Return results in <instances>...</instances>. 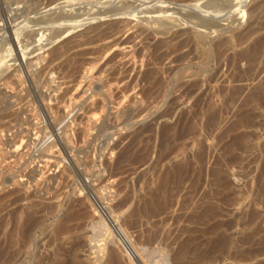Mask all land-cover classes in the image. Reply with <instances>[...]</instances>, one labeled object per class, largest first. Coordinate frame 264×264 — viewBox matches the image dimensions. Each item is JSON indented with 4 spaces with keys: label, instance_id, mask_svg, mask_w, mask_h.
<instances>
[{
    "label": "rangeland",
    "instance_id": "1",
    "mask_svg": "<svg viewBox=\"0 0 264 264\" xmlns=\"http://www.w3.org/2000/svg\"><path fill=\"white\" fill-rule=\"evenodd\" d=\"M99 1L0 0V55L6 56L0 62V91L11 96L7 110L4 111L5 105L0 104V140L4 142H0V196L14 202L1 214L7 217L8 228L14 214L38 220L28 252L17 255L15 264L47 262L61 242V237L51 242L54 227L71 211L76 213L81 208H85L87 216L69 222L74 227L72 232L76 233L67 234L68 238L62 236V250L67 251L72 243L79 242V257L85 264H107L111 255L119 264H264V105L247 101L256 84L264 82V69L261 68L254 80H249L246 61L237 65L229 63V57L248 44L261 38L264 41V28H259L264 23V0H250L245 13L236 12L237 15L225 7L226 1L199 0V3L213 6V11L217 8L214 16H203L199 8L190 5L197 0H177L178 4L170 0L176 15L165 22L167 28H172L167 35L153 31L158 32L159 26L147 28L138 19H131L121 32L80 46L65 42L73 37H84L89 26L75 28L68 37L61 34V39L49 45L46 44L49 40L43 37L46 45L42 50H38L40 46H36L33 38L20 37L26 41L13 40L3 45L2 41L9 36L8 30L13 29L11 26L15 22L31 18L44 24L61 12L75 15L112 4L107 2L102 6L106 0ZM133 1L116 0L113 4L120 7ZM58 2H68L70 6L59 4L49 10ZM193 11L200 12L203 18L190 17ZM113 18L112 22L121 20L120 16ZM206 20L215 21V32L208 33L199 25ZM185 30L192 38L188 46L168 53L159 62L151 59L147 62L152 48L145 50V44L153 45L160 39L170 38L172 32ZM141 31L142 34L138 33ZM241 33L246 37L245 42L237 41ZM206 34L205 42L199 43V36ZM222 40L229 41L230 45L223 58L215 54L205 59L199 57V51L212 50ZM21 44L27 46L25 55ZM57 47L61 49H55ZM136 51L140 54L134 56ZM75 53H82L86 63L80 74L75 75L76 81L71 82L62 70L67 59ZM180 55L184 59L174 61ZM263 57L264 52L261 55L264 61ZM141 60L151 65L140 67ZM131 66L137 68L131 71ZM261 66L264 68V63ZM149 67L161 71L164 101L153 102L136 91L117 94L119 80L127 76L125 71L133 74ZM16 71H19L17 75H22L21 83L11 78ZM101 74H107L103 81L109 82L111 94L115 96L106 104L102 95L95 97L96 102L91 101L90 91L83 93L88 87L87 79H92L93 86L99 85ZM108 76H113V83ZM6 77L16 83L7 86ZM34 78L38 79V84ZM81 78L83 82L77 84ZM193 83L197 85L189 91ZM115 87L118 89L114 90ZM230 90L234 91L233 95ZM63 93L65 96L61 98ZM124 95L128 99L122 102ZM7 112L8 116L4 114ZM242 115L249 118L248 122H240ZM187 125L193 127L189 135L184 133ZM167 128L179 131L180 136L174 137L176 141L170 143L164 138ZM136 137L145 144L147 152L141 160L139 157L123 161L120 157L124 149ZM178 166L185 168L188 179L179 189L172 182L173 186L169 184L162 190L159 187L161 175ZM214 172L224 178L225 185H212L215 184ZM168 195H172L173 201L166 205ZM97 201L105 206L104 209L98 207ZM206 207L213 209V215L200 220L198 216ZM111 220L116 223V231L109 224ZM96 221L101 222L100 228ZM222 237L234 241L233 245L218 247L216 240ZM184 246L191 248V254L183 261ZM40 257L43 261H38Z\"/></svg>",
    "mask_w": 264,
    "mask_h": 264
},
{
    "label": "bare ground",
    "instance_id": "2",
    "mask_svg": "<svg viewBox=\"0 0 264 264\" xmlns=\"http://www.w3.org/2000/svg\"><path fill=\"white\" fill-rule=\"evenodd\" d=\"M64 1V0H63ZM67 1V0H66ZM99 1V0H98ZM105 1V0H103ZM116 0H106L104 3H102L101 5L104 6L103 4L105 3H109V2H112V4H108V6H104L103 8L102 7H98L95 9V10H91V11H84V12H80V13H76L75 15H71V13L69 14L68 12L64 13V12H61L59 14H57L56 16H54L53 18H50L49 22H44V24H41L39 23V21L37 22V20H32L31 18H28V19H25V20H20L21 22H15L16 24L13 23V21L15 20H12V23L14 24L13 26V29H9L8 32H9V36L5 38V41L3 40L2 42L4 43L3 45H6V44H10V43H13V40H16V42L18 41L19 43H21V41H23V39L25 38H33L34 41L36 40V43L37 45L36 46H40L38 48V50H42L43 47L47 44L49 45V43H53L59 39H61V34H65L63 35V37H68L70 35V32L75 30V28H86L89 26V32H87V35H85L84 37H81L79 39H76L78 37H73L71 39H68L65 43H70L71 45L73 44H78L80 46V44H87V43H92V42H95V41H98L100 39H104L105 37H108L110 35H113V34H116V33H119L121 32L124 27H126V25H128L130 22H131V19H138V21H141V25L147 27V28H152V29H156L155 27L156 26H159V28L157 27V30L159 29L158 32H156V30H153L156 34L159 33V34H162V35H167L169 32H170V29L172 28H167L166 24L165 23L166 21H170L172 18H174V14L176 15V10L173 11L174 9V6H171V2L170 0H134L133 2H127V3H123L120 7L117 6V4H113L115 3ZM138 2L137 5H135L134 3L135 2ZM179 2L181 1H194V0H178ZM213 1V0H212ZM212 1H211V4H212ZM220 1V0H219ZM222 1H226L223 2L226 4L225 7L228 8H231L232 11L235 13H245L244 11L246 10V7L249 3L250 0H222ZM70 2V1H69ZM100 2V1H99ZM98 2V3H99ZM169 2V3H168ZM177 2V0H176ZM175 2V3H176ZM200 1L197 0V1H194V4H190V5H193L195 6L196 8H199V10L204 13L202 14L203 16H214L215 13L214 11H216V9L213 11L214 8L212 7H209L208 5L209 4H206V3H199ZM216 2V1H215ZM228 2V3H227ZM73 3V1H72ZM97 3V2H96ZM101 3V2H100ZM99 3V4H100ZM117 3V2H116ZM174 3V4H175ZM185 3V2H184ZM220 3V2H219ZM59 4H64L62 5L61 7H68L70 6V4L68 2H58L56 3L54 6L50 7L49 10L51 9H54V8H57L59 7ZM173 4V3H172ZM178 4V2H177ZM181 4V3H180ZM214 4V3H213ZM216 4V3H215ZM229 4V5H227ZM96 5V4H95ZM98 5V4H97ZM184 5V4H183ZM185 6H188L185 5ZM181 7V6H180ZM212 8V9H211ZM62 9V8H60ZM197 10V9H196ZM198 10V11H199ZM220 10V9H219ZM56 11V10H54ZM65 11V10H64ZM67 11H70V10H67ZM171 11V12H170ZM178 11V10H177ZM186 11V10H184ZM190 11V10H189ZM183 12V10H182ZM55 13V12H54ZM178 13H180L178 11ZM221 13V12H220ZM230 13V12H229ZM236 13V15H237ZM140 14H144L143 16H141ZM148 14V15H147ZM32 15V14H31ZM190 17H195L196 18H201L202 16H200V12H194L193 13H190L189 14ZM239 15V14H238ZM241 15V14H240ZM239 15V16H240ZM243 15V14H242ZM241 15V16H242ZM262 15V14H261ZM116 16H120L121 20L117 21L116 22H112V20L114 19L113 17H116ZM121 16H124V18H122ZM182 18H183V15H181ZM240 16V17H241ZM216 17V16H215ZM238 17V16H236ZM19 18V17H18ZM167 20H166V19ZM181 18V17H180ZM203 18V17H202ZM116 19V18H115ZM140 19V20H139ZM164 19V20H162ZM236 19V18H235ZM17 20V19H16ZM41 20V19H40ZM105 21H111V22H105ZM115 21V20H114ZM184 21H186L184 19ZM105 22V23H104ZM154 22H156L157 24H154ZM215 22V21H214ZM212 22V20H206L202 23H200L199 25L201 27H203L204 29L206 28L208 30V33L212 32V31H216L213 29V27L216 26V24ZM6 23V22H5ZM18 23V24H17ZM43 23V22H42ZM171 23V22H170ZM185 23V22H184ZM187 23V22H186ZM10 24H11V21H10ZM190 24V23H189ZM261 24V23H260ZM169 25V24H168ZM182 25V24H181ZM3 28V27H2ZM259 28H264V23H262L261 27ZM5 29V28H4ZM43 29V30H42ZM216 29V28H215ZM48 30V31H47ZM50 30V31H49ZM143 30V29H142ZM202 31V30H201ZM253 31V30H251ZM48 32V33H47ZM65 32H68V34H66ZM178 33H173L171 34V37L170 38H163V39H160L159 41H157L155 44L153 45H149V44H145L143 46V48L145 50L148 51V49H151L152 50H149V54L148 56L146 57V60L148 62V60H153V61H161V60H164V58L166 57V55L168 56V53L170 52H173V51H178L180 49H182V47L184 46H188V44L190 43V41L192 40L191 37L187 36L186 35V30L182 33H180V31H177ZM138 33H143L142 31L141 32H138ZM81 35V34H80ZM237 41H240V42H245V39L246 37L244 36V34L242 35L239 34L237 35ZM20 37H25L23 39H20ZM44 37V39L46 40H49L46 44H43V42H45L42 38ZM208 37V35H201L199 36V43H204L205 42V39ZM59 38V39H58ZM51 39V41H50ZM29 40V39H28ZM26 41V39L24 40ZM23 41V42H24ZM31 41V40H30ZM128 43H131V40H128L127 41ZM28 43V42H27ZM29 43H34V42H29ZM28 43V44H29ZM64 43V45H66ZM117 43V42H116ZM23 44V43H22ZM20 45V47H22V51L24 52V55H25V48L27 47L26 45ZM35 44V43H34ZM198 45V43H196ZM240 44V43H239ZM64 45H62L61 47H63ZM1 46V45H0ZM69 46V44H68ZM67 46V47H68ZM74 46V45H73ZM72 46V48H73ZM12 47V46H11ZM60 47V45H59ZM65 46V48H67ZM10 48V47H9ZM71 47H69L70 49ZM142 48V49H143ZM230 48V45H229V41L227 40H222L221 42H219L218 44L215 45V47L212 49V50H207V51H199L198 55L199 57L201 58H208L210 57L211 55L213 56L214 54L217 55L220 59L223 58L225 55H226V52L229 50ZM1 49V48H0ZM55 49H58L55 48ZM61 48H59L58 50H60ZM63 49V48H62ZM162 49H164V51L162 52ZM57 50V51H58ZM6 51V50H5ZM10 51V50H9ZM56 51V52H57ZM1 52H2V49H1ZM11 52V51H10ZM63 52V50H62ZM264 52V41L261 39H257L255 40L253 43H250L247 45V47L245 49H243L242 51L238 52L237 54L233 55V56H230L229 57V63L232 64V65H237V63L241 62V61H246L247 63V71H245L248 75H249V80H254L259 74V71L262 69H264L261 65L264 63V61L261 59V55L263 54ZM4 53V52H3ZM15 53V52H14ZM61 53V52H60ZM1 54V53H0ZM51 54V53H50ZM82 54V53H81ZM81 54H74V56L72 55L71 57H69L67 59V62L65 63V65L63 66V73L67 75V78L70 77V81L73 82V81H76V74H78L80 71H81V68L84 67V63H86V61L84 62L83 58H82V55ZM140 54V51H136L134 52V56L136 55H139ZM11 55V54H10ZM57 55L58 52H57ZM0 55V62L6 57L5 55ZM22 56V55H21ZM9 58V57H8ZM58 58V57H57ZM113 58V57H112ZM264 58V57H263ZM24 59V58H23ZM50 59V58H49ZM135 59H137V57H135ZM134 59V60H135ZM184 59V56H179L177 57L176 59H174V61H181ZM24 61V60H23ZM6 62V61H5ZM32 62V61H31ZM31 62L29 63V65L31 64ZM110 62V61H109ZM136 62V61H135ZM147 62H144V60H141V64H140V67L142 66H145V65H148L150 66L151 62H149V64ZM16 63V62H15ZM161 63V62H160ZM1 64V63H0ZM11 64V63H9ZM134 64V63H133ZM178 64V63H177ZM188 64V63H187ZM27 65V67L29 66ZM91 65V64H90ZM153 65L154 62H153ZM152 65V66H153ZM158 65V64H157ZM133 66V65H132ZM131 66V67H132ZM161 66V65H160ZM159 66V67H160ZM9 67V66H8ZM8 67L4 68L7 69ZM11 67V66H10ZM9 67V68H10ZM26 67V68H27ZM30 67V66H29ZM129 70H134L136 69L137 67L134 66L132 67ZM156 67V66H155ZM158 67V68H159ZM238 67V66H237ZM19 69V68H18ZM156 68H153V69H150V67L145 70V71H142V72H133V74H127V72H129V70L124 73H126V77H122V80H119L120 84L118 85L117 82H114V84L116 83L117 86H119L120 88V91L118 90V93L119 92H128V91H136L138 93H141V96L147 98V99H150L152 100L153 102H162L165 100V95H164V81L162 80L161 78V71L160 70H154ZM160 69V68H159ZM170 69V68H169ZM180 69V68H179ZM239 69V67H238ZM238 69H236L238 71ZM2 70V69H1ZM20 70V69H19ZM33 70V69H32ZM100 70V69H99ZM107 70V69H106ZM126 70V69H124ZM34 71V70H33ZM102 71V70H101ZM108 71V70H107ZM114 71V70H113ZM116 71V70H115ZM114 71V74H116ZM120 71V70H119ZM169 71V70H168ZM243 71V69H242ZM2 72V71H1ZM4 72V71H3ZM19 73V71H16L14 73V77L12 76L11 78H14L17 79L16 82L19 80V83L22 82V78L21 76L22 75H17L16 73ZM21 72V71H20ZM31 72V70H30ZM103 72H106V71H103ZM122 72V73H123ZM167 73V71H164ZM176 72V71H175ZM99 73V72H98ZM110 74V72H108ZM121 73V74H122ZM166 73L165 76H166ZM172 73V72H170ZM54 74V73H53ZM80 74V73H79ZM113 76H116L114 75ZM119 74V73H118ZM163 74V73H162ZM258 74V75H257ZM33 75V74H32ZM104 75V74H103ZM101 74V76H98L99 80L101 81V83L99 85H96V86H93L92 83L93 81H91L92 79L89 78L87 79V81L85 82V84L88 86H86L87 88L84 89L83 93L86 94L88 91H90V98H91V101L95 100L96 96H99V95H102L103 97V100L104 101V104H106V102H108V100H112V94H111V87L109 89V86L110 84H108L109 82H104L103 81V78L107 77V74L105 76H103ZM111 75H112V72H111ZM168 75V74H167ZM170 75V74H169ZM15 76H17L18 78H15ZM39 76V75H38ZM79 76V75H78ZM112 76V77H113ZM121 76V75H120ZM238 76V75H237ZM246 76V75H244ZM37 77V76H36ZM56 77V76H55ZM112 77L110 78L108 76L109 81L112 80ZM163 77V76H162ZM7 78V77H6ZM5 78V84L9 85V83L12 84L13 83H16L13 79L10 80V78L6 79ZM66 78V77H65ZM120 78V77H119ZM238 78V77H237ZM241 78V77H240ZM36 80V83L38 84V79L37 78H34ZM121 79V78H120ZM165 79V78H164ZM99 80H96V81H99ZM115 80V79H114ZM117 80V81H118ZM245 80V79H244ZM247 80H248V77H247ZM54 81V80H53ZM106 81V80H105ZM116 81V80H115ZM142 81L144 83H142ZM225 81V80H224ZM35 82V81H34ZM33 82V83H34ZM83 80L82 78L78 81L77 80V84L79 83H82ZM243 82V81H242ZM18 83V82H17ZM62 83V82H61ZM69 83V82H68ZM111 83H113V80L111 81ZM4 84V83H3ZM11 84V85H12ZM76 84V83H74ZM76 84V85H77ZM240 84V83H239ZM5 85V86H6ZM7 85V86H8ZM20 85V84H19ZM71 85V84H70ZM197 84L196 83H193L189 86V91L191 88L195 87ZM241 85V84H240ZM15 86V85H14ZM113 86V85H112ZM36 87V86H35ZM67 87V86H66ZM114 87V86H113ZM112 87V88H113ZM9 88V87H8ZM70 88V87H69ZM105 88V89H104ZM252 88V87H251ZM12 89V88H11ZM115 89H118V88H114ZM14 90V89H12ZM36 90V89H35ZM2 91V90H1ZM0 91V104H3L5 105L3 108H4V111L7 110L6 108L10 105V102L9 100H11V96L6 94L4 92H1ZM4 91V90H3ZM6 91V90H5ZM64 91V90H63ZM8 92V91H7ZM187 92V91H186ZM229 92V91H228ZM240 92V91H239ZM23 93V92H22ZM137 93V94H138ZM243 93V92H242ZM64 94V93H63ZM116 94V93H115ZM116 94V96H117ZM189 94V93H188ZM230 94H234V91H231L230 90ZM240 94V93H239ZM27 95V94H26ZM45 95V94H44ZM44 95H41L44 97ZM83 95V94H81ZM136 95V94H135ZM49 96V95H48ZM65 96L62 95L61 98H63ZM84 96V95H83ZM87 96V95H86ZM132 96V95H131ZM130 96V97H131ZM20 96H18L19 98ZM82 97V96H81ZM89 97V96H88ZM115 97V96H114ZM142 97V98H143ZM13 98V97H12ZM17 98V99H18ZM58 98V97H57ZM132 98L134 99V95L132 96ZM132 98H130L129 100H132ZM137 98V97H136ZM23 99V98H22ZM81 99V98H80ZM128 99V98H127ZM126 96L124 95L122 97V102L123 101H126ZM144 99V98H143ZM142 99V100H143ZM6 100V101H5ZM24 100V99H23ZM78 100V99H77ZM120 100V99H119ZM128 100V101H129ZM135 100V99H134ZM5 101V102H3ZM13 101V100H12ZM17 101V100H16ZM44 101V100H43ZM90 101V102H91ZM97 102V100H95ZM94 101V103H95ZM101 101V100H100ZM148 101V100H147ZM247 101H255V102H258L260 105H264V82L263 83H260V84H256L255 88L253 89V91L249 94L248 98H247ZM15 102V101H14ZM80 102V101H79ZM89 102V101H88ZM131 102V101H130ZM129 102V103H130ZM137 102V101H136ZM170 102V101H169ZM197 102V101H196ZM94 103L92 105H94ZM101 103V102H100ZM99 103V104H100ZM48 104V103H47ZM76 104V103H75ZM89 104V103H88ZM98 104V106H99ZM138 104V103H137ZM90 105V104H89ZM119 105V104H118ZM134 105V104H133ZM173 105V104H172ZM1 107V106H0ZM51 106H49L50 108ZM75 107V106H74ZM72 107V108H74ZM92 107V106H91ZM96 107V106H94ZM87 108V107H86ZM37 109V108H36ZM51 109V108H50ZM106 109V108H105ZM24 111V110H23ZM30 112V111H29ZM35 112V111H34ZM43 113V112H42ZM51 113V112H50ZM67 113V112H66ZM100 113V112H99ZM6 116H8L10 113H4ZM52 114V113H51ZM71 114V113H70ZM74 114V113H73ZM98 114V113H97ZM4 115V116H5ZM12 115V114H11ZM37 115V114H36ZM39 115V114H38ZM53 115V114H52ZM68 115V114H67ZM51 116V115H50ZM29 117V116H28ZM53 117V116H51ZM26 118V117H25ZM5 119V118H4ZM19 119V118H18ZM50 119V118H49ZM53 119V118H52ZM71 119V118H70ZM248 117L246 115H242L240 117V122L242 123H246L248 122ZM27 121V120H26ZM32 121V120H31ZM55 121V120H53ZM59 121V119H58ZM89 121V120H88ZM39 122V121H37ZM27 123V122H26ZM58 123V122H57ZM21 124V123H20ZM61 126V125H60ZM165 132L163 133V135H165L164 138H166L167 142L170 140V143H171V140H175L174 137L176 138L177 136H180L179 134V131L178 133L172 131V128H167L164 130ZM193 131V127L191 125H187L185 127V131L184 133L188 134L191 133ZM48 132V131H47ZM50 132V131H49ZM12 133V132H11ZM38 133V132H37ZM8 135V134H7ZM29 135V134H28ZM184 135V134H182ZM20 136V135H19ZM3 138V137H2ZM5 138V137H4ZM163 138V139H164ZM180 138V137H179ZM10 139V138H9ZM177 139V138H176ZM15 140V139H14ZM165 140V139H164ZM3 141V140H2ZM0 140V142H2ZM5 141V140H4ZM7 141V140H6ZM176 141V140H175ZM88 142V141H87ZM164 142V141H163ZM4 143V142H2ZM53 143V142H52ZM161 143V142H160ZM173 143V142H172ZM144 144V143H143ZM5 145V144H4ZM33 145V144H32ZM42 145V144H41ZM174 145V143H173ZM8 146V145H7ZM49 146V145H48ZM26 147V145H25ZM57 147V146H56ZM79 147V145H78ZM173 147V146H172ZM171 147V148H172ZM49 148V147H48ZM170 148V150H171ZM182 149V148H181ZM147 147L144 145H142V141L136 137V138H133L129 144H127V147L124 149V153L122 154V157H120L121 159L123 158V161L124 160H128L129 158H139L141 160V157L144 156V154L147 152ZM169 150V149H168ZM6 151V150H5ZM45 151V150H44ZM49 151V150H48ZM166 152V151H165ZM28 153V152H27ZM25 154V153H24ZM8 155V154H7ZM41 155V154H40ZM51 155V154H50ZM9 157V156H8ZM64 157V156H63ZM34 158V157H33ZM13 160V159H12ZM7 161V160H6ZM11 161V160H10ZM18 161V160H17ZM16 161V162H17ZM34 161V160H33ZM5 162V161H4ZM19 162V161H18ZM137 162V160H136ZM2 163V162H1ZM119 163V162H118ZM135 163V162H133ZM156 164V163H155ZM117 165V164H116ZM66 167V166H65ZM64 167V168H65ZM25 168V167H24ZM69 169V168H68ZM185 168H182L181 166H178L177 168H175L172 172H165L161 175L160 179H159V187L163 190L165 189L169 184L170 186L172 185L171 183H175L178 188H181L179 187L180 185H183L182 183L185 182V180H187L188 178L185 177V174H186V170H184ZM219 169V168H218ZM24 170V169H23ZM21 171V170H20ZM18 172V171H17ZM189 173V172H188ZM215 173V172H214ZM60 174V173H59ZM123 174V173H122ZM190 174V173H189ZM211 174V173H210ZM32 175V174H31ZM187 175V174H186ZM1 177V176H0ZM39 178V177H38ZM126 178V177H125ZM187 178V179H186ZM15 179V178H14ZM56 179V178H55ZM214 183L215 184H212V185H217V186H223L225 185V180L224 178L219 174V173H215L214 174V179H213ZM195 183V182H193ZM147 184V183H146ZM174 185V184H173ZM172 185V186H173ZM175 185V186H176ZM5 186V185H4ZM169 186V187H170ZM1 187V186H0ZM36 188V187H35ZM175 188V189H176ZM5 189V188H4ZM8 189V188H6ZM2 191V190H1ZM169 191V189H168ZM7 192V191H6ZM171 193V192H170ZM3 194V193H2ZM11 194V193H10ZM165 194V193H164ZM168 193H166L165 195H167ZM173 194V193H172ZM8 195V194H6ZM164 196V195H163ZM174 196V194H173ZM166 197V196H165ZM171 196H167L165 201H166V205L167 203H170L171 202ZM163 199V198H162ZM160 200V199H159ZM201 200V199H200ZM13 201V200H12ZM12 201H9V200H5V197L3 196V198L0 196V264H15L18 262V259H17V255H20L21 252L22 253H27L28 252V248H29V244H30V237H32V234H33V230L35 229L36 225H37V217H32V216H27L25 218H22L21 215L19 214H14L13 217H14V220L12 222V225L10 228L7 227V217L3 216L1 213L2 211H4L8 206H10L12 203ZM173 201V200H172ZM98 203V207L101 208V209H104V207L101 205V203L99 201H97ZM165 203V202H164ZM174 204V203H173ZM180 205V204H179ZM121 206V205H120ZM161 206V205H160ZM95 207V206H94ZM195 207V206H194ZM181 208V207H180ZM187 209V208H186ZM113 210V209H112ZM154 210V209H153ZM165 210V209H164ZM104 211V210H103ZM73 211H71L70 214H68L64 219H62L53 229V238L51 239V242L55 239H58L59 237H61V242L57 245V247L54 249V251L52 252V256H49L48 258V261L47 262H44V264H85V262H83V260L80 259L79 257V253H78V250H79V247L81 246V244L79 242H74L71 244L70 248L65 251V250H62V243H63V238L62 236L63 235H67L72 232V230H74V227H72L69 222L73 219H83L84 217L87 216L86 214V211H85V208H81L78 210V212L76 213H72ZM156 214V213H155ZM213 215V209L210 208V207H206L202 210L201 214H199L198 218L200 220L202 219H207V218H210L212 217ZM112 217V216H111ZM193 217V216H192ZM248 218V217H247ZM164 219V218H163ZM162 219V220H163ZM178 219V218H177ZM99 220V219H98ZM251 220V219H250ZM97 223V221L95 222ZM175 222H173L174 224ZM99 224V225H98ZM111 227L113 228V231H116L117 230V226H116V223L111 220L110 223ZM134 224V223H133ZM165 224V223H164ZM240 224V223H239ZM91 225V224H90ZM94 225V223H93ZM92 225V226H93ZM96 225V224H95ZM94 225V226H95ZM97 227L100 228V225L102 226L101 222L100 223H97ZM90 226V227H92ZM106 226V225H105ZM108 226V225H107ZM78 226H76L77 228ZM96 227V228H97ZM75 228V230H76ZM102 228V227H101ZM92 229H94L92 227ZM120 229V228H119ZM78 230V229H77ZM98 231V229H96ZM107 230V229H106ZM101 230H99L98 232H100ZM123 231V230H122ZM93 232V230H92ZM96 232V231H95ZM72 233H76V232H72ZM71 233V235H72ZM83 233V232H82ZM114 233V232H113ZM94 234V233H93ZM97 234V233H96ZM99 234V233H98ZM97 234V235H98ZM102 235V233H100ZM110 234V233H109ZM121 235V234H120ZM65 237V236H64ZM69 236L67 235V238ZM71 237V236H70ZM91 237V236H90ZM99 237V236H98ZM93 237H91L92 239ZM96 238V236H95ZM120 238H122L120 236ZM65 239V238H64ZM126 238H124L123 240H125ZM74 240V239H73ZM93 240V239H92ZM91 240V241H92ZM127 240V239H126ZM150 240V238H149ZM247 240H250V238L248 237ZM217 244H218V247H223L227 244H231L233 245V242L232 240H229L227 238H218L217 240ZM245 241V240H244ZM93 242V241H92ZM125 242V241H124ZM165 242V241H164ZM112 243V242H111ZM133 243V242H132ZM241 243H243L241 241ZM68 244V243H66ZM136 244V243H135ZM237 244H235L236 246ZM197 247V246H196ZM196 250V248H195ZM24 251V252H23ZM208 252V251H207ZM175 254V253H174ZM191 254V248L189 246H184L183 247V250L181 251V260H185L187 259ZM146 255V254H145ZM171 257V256H170ZM178 257V256H177ZM97 258V257H96ZM20 259V258H19ZM43 257H40L38 258V261H43ZM89 259V258H88ZM141 260V259H140ZM164 262V261H162ZM183 263V262H181ZM180 263V264H181ZM90 264V263H89ZM107 264H119L117 258L114 256V255H111L110 258H109V261ZM165 264V262L163 263Z\"/></svg>",
    "mask_w": 264,
    "mask_h": 264
}]
</instances>
